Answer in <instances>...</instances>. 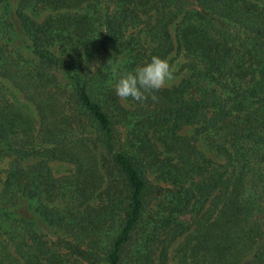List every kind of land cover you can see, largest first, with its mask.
<instances>
[{
  "label": "trees",
  "instance_id": "trees-1",
  "mask_svg": "<svg viewBox=\"0 0 264 264\" xmlns=\"http://www.w3.org/2000/svg\"><path fill=\"white\" fill-rule=\"evenodd\" d=\"M8 9L0 0V264H170L173 243L180 264H264V0ZM171 53L183 78L156 99L119 101L121 74ZM4 84L34 108L35 131ZM46 159L73 174L52 177ZM64 192L61 204L47 200ZM24 197L61 235L47 241L13 210Z\"/></svg>",
  "mask_w": 264,
  "mask_h": 264
},
{
  "label": "rangeland",
  "instance_id": "rangeland-1",
  "mask_svg": "<svg viewBox=\"0 0 264 264\" xmlns=\"http://www.w3.org/2000/svg\"><path fill=\"white\" fill-rule=\"evenodd\" d=\"M16 2H17V0H8V4H9L8 10H9L10 15H12V12H13V9L15 8ZM13 39H14L16 44H22L23 36H22L20 29L17 26H16L15 36L13 35ZM24 39H25V37H24ZM23 52L26 54L27 50L25 48H23ZM165 59L175 69L174 79L167 86V87H170L173 84H176L181 78H183L187 74V69L184 68V66H183V58L181 57V53H179V54L171 53ZM3 88H2V92H3L4 96L6 97V99L8 100V102H11L12 105L17 110L20 109L22 111V113L27 116V123L30 125V128L32 127V130L35 131V127L37 126V115H36L35 110L32 107V105L25 102V100H23L21 95L18 92L14 91L13 87H11L10 85L6 84L5 87H3ZM119 101L123 104L125 102L124 100H121L120 98H119ZM179 132L181 134L191 135L194 132V128L191 126L190 127H183L180 129ZM198 147L202 151H204L206 156L210 157L212 160H215V161L221 160V158L216 153H214V151H212L209 147H207V145L204 142H202V140H200L198 142ZM38 159H42V156H37V155L36 156H29V157L23 158L20 162H21L22 166L26 167V166L33 164ZM7 161H8V158H4L0 162V169H2L0 171V177H3V170L6 167ZM46 165L49 169V173L54 178L67 177V176H70L71 174H73V172H74V166L70 162L58 161V160H53V159H46ZM82 173H83V175L81 174V177H82V179H83V181L87 187H91L92 183L94 185H96L97 182L99 181L98 177L95 178L94 175L90 173V171H85ZM92 178H94L95 181L90 182ZM99 188H100V186L98 188H96L95 192H97ZM64 193L65 194H63L62 197L59 195H52L53 194L52 193L51 196H49L50 198L47 200L50 201V199H51L55 203L61 204L62 200L68 199L67 192H64ZM94 197L95 196H93V199L92 198L88 199L87 202L94 205L96 200H97ZM31 207H34V203L32 202V200L24 197L15 205L13 210L20 213L23 216H27L28 218H33V220L36 221V223H37V227H38L37 229H39V232H41L43 234L44 239H46L47 241H53L57 236L61 235V231L58 230L56 227L48 225L46 222L42 221L41 219H37L35 217L36 216L35 212L32 214ZM175 245H176V243H173L168 249V251H169L168 261L170 264H180L179 259L175 254V249H174Z\"/></svg>",
  "mask_w": 264,
  "mask_h": 264
},
{
  "label": "clouds",
  "instance_id": "clouds-1",
  "mask_svg": "<svg viewBox=\"0 0 264 264\" xmlns=\"http://www.w3.org/2000/svg\"><path fill=\"white\" fill-rule=\"evenodd\" d=\"M175 69L166 59L152 56L150 62L119 76L115 84V94L121 100L146 101L151 95L164 89L174 79Z\"/></svg>",
  "mask_w": 264,
  "mask_h": 264
}]
</instances>
